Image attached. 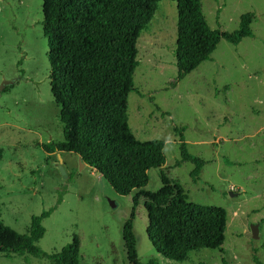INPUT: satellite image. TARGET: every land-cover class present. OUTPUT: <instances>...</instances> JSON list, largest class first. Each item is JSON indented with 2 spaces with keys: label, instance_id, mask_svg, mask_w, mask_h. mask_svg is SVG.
<instances>
[{
  "label": "rangeland",
  "instance_id": "1",
  "mask_svg": "<svg viewBox=\"0 0 264 264\" xmlns=\"http://www.w3.org/2000/svg\"><path fill=\"white\" fill-rule=\"evenodd\" d=\"M42 2L0 0V83L14 81L0 94L1 219L24 234L32 215L50 209L37 241L41 250L57 252L76 235L78 264H129L121 229L130 217L134 192L116 193L92 167L81 166L76 154L61 152L59 162L57 152L41 147L63 139L50 89ZM200 4L209 26L220 31H233L240 15L252 12L253 35L237 45L221 39L208 60L177 80L176 6L172 0L159 1L136 41L138 65L126 117L138 140L164 142L165 163L148 170L144 189L161 187L162 170L181 185L189 201L223 208L222 250H193L183 261L165 258L148 236L141 197L133 219L136 253L142 263L256 264L255 257L264 264V0ZM180 127L188 152L205 161L197 181L190 176L192 163L180 158ZM252 225L258 227L256 238L250 235ZM0 264L52 263L45 257L0 252Z\"/></svg>",
  "mask_w": 264,
  "mask_h": 264
},
{
  "label": "trees",
  "instance_id": "2",
  "mask_svg": "<svg viewBox=\"0 0 264 264\" xmlns=\"http://www.w3.org/2000/svg\"><path fill=\"white\" fill-rule=\"evenodd\" d=\"M161 0H43L42 29L48 40L50 89L59 107L62 141L41 143L47 153L69 152L97 171L120 195L134 192L130 217L121 235L129 264H156L138 260L133 234L134 210L141 197L148 218V236L157 252L167 259L183 261L188 253L202 248L219 249L224 242L226 211L218 206L188 200L181 185L160 170L161 187L144 189L148 170L165 163L164 142L138 140L127 126L126 99L134 90L133 75L138 65L136 41L145 32L148 19ZM176 6L174 48L177 80L208 60L221 39L237 45L253 35L252 12L240 15L233 31L211 28L200 0H172ZM6 86L3 91L8 90ZM179 128L182 161L193 168L190 176L199 179L205 161L188 152ZM61 196L58 197L59 203ZM49 210L32 215L27 233L5 225L0 212V252L45 257L52 264H78L79 239L59 251L47 253L37 241L45 228L42 220ZM264 222V219H262ZM253 261L261 264L255 257Z\"/></svg>",
  "mask_w": 264,
  "mask_h": 264
},
{
  "label": "water",
  "instance_id": "3",
  "mask_svg": "<svg viewBox=\"0 0 264 264\" xmlns=\"http://www.w3.org/2000/svg\"><path fill=\"white\" fill-rule=\"evenodd\" d=\"M13 83H14L13 80H3L0 83V94H1V92L4 90V88L6 86L12 85ZM58 157H59V162H61V157H60V154L59 153H58ZM78 160H79V162H81V166H84V163L81 161V157L80 156H78ZM59 169H60L61 173L64 174V170H63V168H62L61 165H59ZM230 194H232V192H230ZM111 205L114 206L113 201L111 202ZM257 229H258L257 225H252L251 226V233H250V235H251L252 238H256L257 237Z\"/></svg>",
  "mask_w": 264,
  "mask_h": 264
},
{
  "label": "crops",
  "instance_id": "4",
  "mask_svg": "<svg viewBox=\"0 0 264 264\" xmlns=\"http://www.w3.org/2000/svg\"><path fill=\"white\" fill-rule=\"evenodd\" d=\"M84 165H86V164H84Z\"/></svg>",
  "mask_w": 264,
  "mask_h": 264
}]
</instances>
